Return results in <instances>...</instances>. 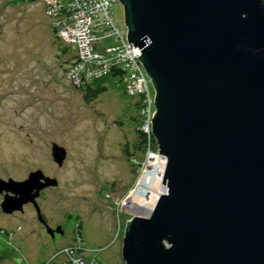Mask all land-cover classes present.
<instances>
[{
    "label": "water",
    "instance_id": "obj_1",
    "mask_svg": "<svg viewBox=\"0 0 264 264\" xmlns=\"http://www.w3.org/2000/svg\"><path fill=\"white\" fill-rule=\"evenodd\" d=\"M116 1L166 159V192L126 223L124 263L264 264V0ZM52 157L62 166L66 151ZM57 186L41 170L0 178L2 212L31 203L44 222L36 199Z\"/></svg>",
    "mask_w": 264,
    "mask_h": 264
},
{
    "label": "rangeland",
    "instance_id": "obj_2",
    "mask_svg": "<svg viewBox=\"0 0 264 264\" xmlns=\"http://www.w3.org/2000/svg\"><path fill=\"white\" fill-rule=\"evenodd\" d=\"M112 12L125 29L122 4ZM50 21L41 0H0V178L22 181L37 170L55 178L58 187L38 203L64 234L48 236L32 207L4 214L0 196V264H42L80 236L91 257L125 264L126 223L145 217L129 212L127 196L151 156L134 148L137 98L108 75L92 82L105 92L86 102L66 77L75 46L60 42ZM54 144L66 151L62 166L53 160Z\"/></svg>",
    "mask_w": 264,
    "mask_h": 264
},
{
    "label": "built area",
    "instance_id": "obj_3",
    "mask_svg": "<svg viewBox=\"0 0 264 264\" xmlns=\"http://www.w3.org/2000/svg\"><path fill=\"white\" fill-rule=\"evenodd\" d=\"M51 27L64 45L75 46L73 62L66 77L74 87L84 88L92 82L111 75L122 74L125 92L141 102L139 129L148 136L146 154L151 150L152 118L155 114V93L150 79L138 58L140 49L127 41V28L117 25L112 12L116 0H41ZM111 40L110 45H103ZM150 156V157H151ZM79 233V232H78ZM83 239L55 252L42 264H103L91 257Z\"/></svg>",
    "mask_w": 264,
    "mask_h": 264
},
{
    "label": "bare ground",
    "instance_id": "obj_4",
    "mask_svg": "<svg viewBox=\"0 0 264 264\" xmlns=\"http://www.w3.org/2000/svg\"><path fill=\"white\" fill-rule=\"evenodd\" d=\"M166 159L158 155L149 157L148 164L141 171L140 177L129 193L128 203L133 215L149 216L159 197L166 192L163 178Z\"/></svg>",
    "mask_w": 264,
    "mask_h": 264
},
{
    "label": "trees",
    "instance_id": "obj_5",
    "mask_svg": "<svg viewBox=\"0 0 264 264\" xmlns=\"http://www.w3.org/2000/svg\"><path fill=\"white\" fill-rule=\"evenodd\" d=\"M54 33H55V31H54ZM55 36H56V33H55ZM56 38H57V36H56ZM63 51H66V48H64ZM73 59H74V56H73ZM72 62H73V60L71 61V63ZM71 63H70V65H71ZM111 75L114 77H120L122 79V74L120 72L112 71ZM78 89H80L84 93V99L86 102H92V101L96 100L99 97V95L104 93L106 90V88H104V87H101V86L93 87L92 85H87L84 88H78ZM134 105H135V108L137 109V112H138L137 118L134 117L135 121H138L137 128H135L136 142H135L134 148L137 152H139L142 156H144V155H146V152L148 150V136L145 135L139 129V109L141 107V102L137 99V101L135 102ZM151 150H153L154 152L157 151V144L155 142V139H153V141L151 142ZM124 153L127 156L131 155L129 150L127 149V146L124 149ZM1 260H2V258H0V261Z\"/></svg>",
    "mask_w": 264,
    "mask_h": 264
},
{
    "label": "flooded vegetation",
    "instance_id": "obj_6",
    "mask_svg": "<svg viewBox=\"0 0 264 264\" xmlns=\"http://www.w3.org/2000/svg\"><path fill=\"white\" fill-rule=\"evenodd\" d=\"M46 176V175H45ZM47 177V176H46ZM27 179V178H26ZM24 179V180H26ZM22 180V181H24ZM58 187V186H57ZM57 187H49V188H46L44 190L41 191L40 193V196L36 199L37 201V204L40 208V211H41V214L43 216V220L44 222L40 221L38 219V214H37V211L35 209V206L31 203L27 204L24 206L25 207H32L34 209V211L36 212V219L37 221L39 222V224H41V226H43V228L47 231V229L50 230L51 233H47L48 236L52 237V238H55L56 236H60V235H63L64 234V230H63V226L61 223H58V224H50V221L47 219V217L42 213V210H41V205L40 203H38L39 199L43 196V194L45 193L46 190H49V189H54V188H57ZM2 199V197H1ZM24 208H23V212H24ZM23 212L21 214H23ZM15 213H20V212H15ZM14 214V213H13ZM52 220V219H51ZM79 231V230H78ZM80 232V231H79Z\"/></svg>",
    "mask_w": 264,
    "mask_h": 264
}]
</instances>
